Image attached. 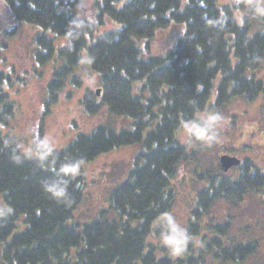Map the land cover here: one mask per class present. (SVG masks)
Instances as JSON below:
<instances>
[{"label":"trees","instance_id":"16d2710c","mask_svg":"<svg viewBox=\"0 0 264 264\" xmlns=\"http://www.w3.org/2000/svg\"><path fill=\"white\" fill-rule=\"evenodd\" d=\"M5 1L16 22L41 30L33 38L38 46L34 59L53 66L44 115L67 83L82 85L77 70L85 68L97 75L101 93L87 91L80 101L84 113L94 116L105 105L113 117L129 119L130 129L100 126L61 150L44 141L41 129L35 157L22 155L0 133V196L8 207L0 211L4 264H245L257 255L259 240L232 236L231 216L219 222L211 213L216 202L237 208L246 197L264 200V168L248 158L231 174L223 173L220 163L216 171H192V180L202 187L181 227L188 243L174 255L164 237L182 170L202 154V140L192 128L210 114L222 116L237 99L252 103L261 98L264 104V81L257 76L264 65L263 24L249 35L255 21L244 17L241 24L234 7L219 0H124L119 8L121 0H96L97 21L107 17L118 27L95 37L96 25L66 8L73 5L70 1ZM239 6L249 4L241 0ZM174 27L179 32L175 46L153 55L150 42ZM5 78L0 72L1 96ZM181 127L187 130L185 144L176 137ZM141 141L145 152L111 191L110 211L82 228L68 225L83 202L85 166ZM73 162L78 174L65 177L68 197L58 201L43 185L59 179L62 164ZM21 219L25 227L16 233Z\"/></svg>","mask_w":264,"mask_h":264},{"label":"rangeland","instance_id":"374dc122","mask_svg":"<svg viewBox=\"0 0 264 264\" xmlns=\"http://www.w3.org/2000/svg\"><path fill=\"white\" fill-rule=\"evenodd\" d=\"M73 5L66 8L73 9L81 18L96 25L95 37L118 27L111 19L105 17L102 23L97 21L96 0H65ZM124 0L116 7L119 8ZM220 4L233 6L239 22L244 17L251 25L249 35L257 31L260 23L264 28V14H258L255 9L264 7V0H247L249 6L240 7L241 0H219ZM41 32L39 27L16 22L11 15L5 0H0V72L5 75V82L0 93V133L18 147L22 155L37 156L34 149L40 140L42 129L43 139L53 149L61 150L80 134H88L97 127H109L118 132L121 128L130 129V120L115 118L107 111V106L101 107L99 113L88 116L83 111L80 101L87 91L100 89L97 75L86 72L85 68H78L77 74L82 78L80 87H73L70 83L64 87L58 102L44 115V100L46 85L53 74L52 64L41 66L34 59L38 46L34 42V35ZM178 28L174 27L159 32L150 42L153 55L161 56L170 51L177 43ZM60 45L65 41H60ZM257 76L264 81V65ZM71 95H67V93ZM91 99L90 94H88ZM101 104L100 100H94ZM261 98L247 103L242 99L235 100L226 112L220 116L214 128L211 141L202 140V154L196 161L185 166L182 170L183 181L179 184L177 201L174 205L172 217L183 227L189 213L195 204V195L201 189L191 177L194 170L216 171L220 157L224 154L236 156L239 159H250L255 167L264 168V104ZM199 135V126L195 129ZM177 139L185 144L187 130L181 127L177 130ZM245 147V148H244ZM244 148V150H242ZM231 150H234L233 152ZM145 152L144 142H137L120 150L101 155L95 161L85 166L86 186L82 204L75 210L68 225L88 224L98 217L101 212L110 211L109 196L119 183L128 178V173L134 169L138 155ZM234 168V167H233ZM232 168V169H233ZM230 169L226 174H231ZM7 205L0 196V211L7 209ZM211 213L217 221L224 222L231 216L232 236L240 238H254L259 240V251L245 264H264V200L255 196L245 200L233 208L225 202H216ZM25 227L22 219L18 222L16 233ZM0 264H4L1 259Z\"/></svg>","mask_w":264,"mask_h":264},{"label":"clouds","instance_id":"9594fccd","mask_svg":"<svg viewBox=\"0 0 264 264\" xmlns=\"http://www.w3.org/2000/svg\"><path fill=\"white\" fill-rule=\"evenodd\" d=\"M255 11L258 14H264V7H257ZM208 23H215L214 21H209ZM220 119L218 113L210 114L201 121H199V139L204 141H211L214 137V128L217 121ZM50 155L49 152H45L44 156ZM13 160L19 161V157L13 155ZM78 163H64L62 164L58 171L57 176L59 179L52 180L51 182H45L44 190L48 192L54 199L58 201L64 200L68 197V184L69 180L65 177H70L72 179L78 174ZM10 211V209H9ZM189 237L187 233L176 223L174 217H167V235L164 237V242L171 246V251L174 255L181 254L187 243Z\"/></svg>","mask_w":264,"mask_h":264},{"label":"water","instance_id":"95a60500","mask_svg":"<svg viewBox=\"0 0 264 264\" xmlns=\"http://www.w3.org/2000/svg\"><path fill=\"white\" fill-rule=\"evenodd\" d=\"M101 89L96 90L97 96H100ZM241 165V160L236 156H231L228 154H224L220 157V166L221 170L226 173L233 167H238Z\"/></svg>","mask_w":264,"mask_h":264},{"label":"flooded vegetation","instance_id":"af4514ba","mask_svg":"<svg viewBox=\"0 0 264 264\" xmlns=\"http://www.w3.org/2000/svg\"><path fill=\"white\" fill-rule=\"evenodd\" d=\"M241 161H243L242 159H241ZM255 166V165H254Z\"/></svg>","mask_w":264,"mask_h":264}]
</instances>
